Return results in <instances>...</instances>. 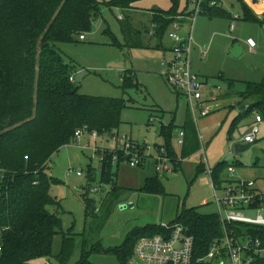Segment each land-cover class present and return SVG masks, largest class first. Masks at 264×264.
Segmentation results:
<instances>
[{"label":"rangeland","instance_id":"rangeland-1","mask_svg":"<svg viewBox=\"0 0 264 264\" xmlns=\"http://www.w3.org/2000/svg\"><path fill=\"white\" fill-rule=\"evenodd\" d=\"M101 1L105 3L108 0ZM177 1L181 12L193 13V2ZM222 2L230 14L241 13V4L237 0ZM172 6L173 0H145L137 5L139 9L123 13L126 16L123 22H128L137 33L141 32L139 45L134 48L129 49L125 45L119 22L122 14L110 11L106 5L101 8L92 32L85 34L86 41L78 38L74 43L57 45L66 60L74 66L72 75L81 94L126 100L128 108L121 115L118 129L121 136L155 147L165 144L161 127L174 125L171 146L181 157L183 148L177 142V135L187 120H192L193 126H189V132L195 134L196 131L200 143L203 138L206 149L205 155L202 151L191 154L183 162V167L172 175L159 177L164 194H148L139 190L144 186L146 177H155L151 167L153 160L147 161L145 171L131 168L128 163H122L120 168L115 167V172L120 169L117 193L112 185L102 183L100 173H97L102 164L94 156L92 148L108 147V135L97 139L86 136L80 142L63 147L53 156L48 172L61 182L52 188V195L58 199L61 208L49 207V210L59 212L63 231L66 234L71 232L73 239L72 253L66 264L78 263L84 251L91 252L98 244L106 250L119 248L134 231L151 225L168 224L176 218L178 211L185 208H197L203 214L216 213L210 176L202 174L194 182L196 170L202 163L206 169H212L222 161L239 163L234 167L238 178L256 182L257 188L264 193V114L255 109V112L244 115L245 112L240 110L241 105L251 106L253 100H243L240 94H227L230 83L264 82V24L242 18L235 22L236 31L230 34L232 21L229 19H210L202 15L196 19V43L190 62L193 74L198 76L203 86L202 99L191 104L177 94L165 77L167 69L163 63L172 59L169 39L164 36V50L158 49L159 38L148 33L153 29L151 12L170 10ZM250 38L257 45L255 53L246 44ZM233 43L239 44L243 50L238 58L230 54ZM204 46L210 47L207 58L200 54V48ZM126 79H129L127 84ZM200 104L211 112L209 116L201 117ZM257 115L263 116L262 123H256ZM253 126L260 129L257 141L248 150L237 153L236 145H248L242 138ZM90 170L96 173L95 181L91 183ZM89 188L100 189L97 194H89L97 202L95 218L86 214L84 199ZM204 201L208 205H203ZM124 204H134L135 207L121 210L119 206ZM62 246L63 236L59 235L54 239L52 256L38 258L33 263L60 264L57 257ZM90 261L93 264H119L114 256L102 253H92Z\"/></svg>","mask_w":264,"mask_h":264},{"label":"trees","instance_id":"trees-1","mask_svg":"<svg viewBox=\"0 0 264 264\" xmlns=\"http://www.w3.org/2000/svg\"><path fill=\"white\" fill-rule=\"evenodd\" d=\"M145 0H0V264H34L38 258L51 257L55 237L63 236V246L57 257L60 264L70 259L71 232L66 234L62 219L49 207L58 210L61 204L52 195V188L60 184L49 175V163L63 147L77 142L75 133L87 127L105 136L118 130L121 115L128 108L124 99L100 98L81 94L75 81H71L73 67L58 50L57 45L74 43L93 30L94 22L106 5L110 11L128 13ZM215 2L216 5L211 6ZM241 15L245 21L264 24L256 17L244 0ZM173 0L170 10L151 12L152 24H157L156 36L163 39L170 25L179 16H186ZM202 15L210 19L234 20L221 4V0H206ZM125 21V20H124ZM125 45L136 47L134 39L141 33L128 22H120ZM74 80V79H73ZM129 80V79H128ZM125 80V84L129 81ZM237 83H230L231 91ZM248 90L240 95L243 100H253L244 115L259 109L264 114V82L247 84ZM228 91V95L229 94ZM192 120H187L183 151L179 157L171 146L174 125L162 126L164 146L174 159V170L201 149L196 134L189 132ZM194 129V127H193ZM200 143V144H199ZM125 161L120 155L113 165V154L106 152L101 161V181L119 190L114 171ZM239 163L222 161L212 168L211 180L218 188L229 184L228 171ZM202 163L196 170L194 182L206 173ZM95 171H89L90 183L95 181ZM90 188L85 197L87 216L97 215V202L90 198ZM148 194H164L159 176L146 178L139 190ZM182 224L186 233L195 238L197 255H205L211 245L222 238L219 216L203 214L197 208L178 211L170 225ZM162 225H151L134 231L119 248L104 249L101 244L91 252L84 251L76 264H93L92 253L114 256L119 264H128L134 247L143 237L163 234ZM264 243V227L245 229Z\"/></svg>","mask_w":264,"mask_h":264},{"label":"built area","instance_id":"built-area-1","mask_svg":"<svg viewBox=\"0 0 264 264\" xmlns=\"http://www.w3.org/2000/svg\"><path fill=\"white\" fill-rule=\"evenodd\" d=\"M194 3L195 9L192 14L179 16L170 25L167 31L168 39L173 43L171 48V61H166L163 65L166 67L165 77L168 83L176 90L179 96L184 97L191 104L202 99L201 89L203 84L199 81L197 75L193 74L190 62L192 48L195 45V22L203 13V4L206 0H190ZM216 5L215 2L211 6ZM191 22L187 31L184 20ZM240 19V15H235L230 26V32L236 29L235 21ZM157 24L153 25L150 35L156 34ZM81 41L85 40V35L79 37ZM247 44L251 50L256 48L253 39H248ZM203 58L208 55V48L201 50ZM71 81H74L71 78ZM201 117H207L211 114L208 109H203L200 104ZM194 119L197 117L194 114ZM263 121L260 115L256 116V123ZM260 129L253 126L242 141L251 145L257 141ZM85 134H90L93 138H99L96 131L88 132L87 127L78 130L75 133L77 141H81ZM108 147L101 148L96 146L92 148L93 153L100 154V161L104 160V154L108 151L113 154V165H115L119 156L123 155L125 161L131 168L144 166L148 160H153L157 176H168L175 172L174 159L171 157L168 149L164 145L152 147L147 143L140 144L130 137L121 136L118 130L112 131L108 135ZM186 132L180 130L177 136V142L182 146L185 142ZM202 143V153L206 154V149ZM233 148V146H232ZM178 162H182L179 159ZM206 173L211 177L212 169L208 167ZM83 176L82 173H77ZM234 170L228 171L229 184L218 188L212 182L214 191V205L216 214L222 224L223 236L215 241L210 250L205 255H197L195 247V238L186 233L182 224H165L162 228L163 234L152 237H143L136 243L134 253L128 264H264V243L260 238L249 234L245 229L264 227V193L256 189L255 182L243 181L233 177ZM4 178L0 171V182ZM92 194L100 192L98 188H91ZM208 205L207 202H204ZM249 213H255L250 216ZM1 251V248H0Z\"/></svg>","mask_w":264,"mask_h":264},{"label":"crops","instance_id":"crops-1","mask_svg":"<svg viewBox=\"0 0 264 264\" xmlns=\"http://www.w3.org/2000/svg\"><path fill=\"white\" fill-rule=\"evenodd\" d=\"M238 2H239V0H237ZM143 2V1H142ZM141 3V2H140ZM245 3L250 7V9L251 10H253V13H254V15L256 16V17H258V18H260V19H264V0H250L249 2H247V1H245ZM139 4V3H138ZM137 4V5H138ZM221 4H222V6H223V2H222V0H221ZM137 5L132 9V10H130L129 12H131V11H133V10H135V9H139L138 7H137ZM224 7V6H223ZM116 11V10H115ZM118 11V10H117ZM120 12V11H119ZM121 14V16H120V20H119V22H123L124 20H125V18H126V16L124 17V14L122 13V12H120ZM186 13V12H185ZM240 15V19L239 20H237V21H241L242 20V15H241V13L239 14V13H236V14H232L233 16H235V15ZM202 16H204V15H202ZM151 19H152V16H151ZM152 21V20H151ZM197 21V20H196ZM233 21V20H232ZM237 21H235V22H237ZM185 24V31H187V28H188V26H190V21L187 19V20H184L183 21ZM231 26V25H230ZM235 31H236V29H235ZM234 31V32H235ZM234 32H232V33H234ZM141 33V32H140ZM148 33H149V35H150V31H148ZM231 32H230V34H232ZM194 34H195V31H194ZM156 35V34H155ZM151 36V35H150ZM165 36L167 37V32H166V34H165ZM139 38V37H138ZM137 37L134 39V41H133V44H135V46L136 45H139V39H138ZM168 38V37H167ZM195 40H196V38H195ZM81 41V40H80ZM83 41H86V37H85V40H83ZM159 41V45H158V49H163V45H162V42H163V39H159L158 40ZM170 41V40H169ZM170 43H171V48H172V46H173V43L170 41ZM196 43V42H195ZM234 45H235V43H233ZM246 44H247V42H246ZM233 45V46H234ZM232 46V47H233ZM247 46L249 47V49H250V51L252 52V53H255V49L254 50H251V48H250V46L247 44ZM204 47H206V46H204ZM256 47H257V45H256ZM171 48H170V54H171ZM208 48V52H209V49H210V47H207ZM164 50V49H163ZM201 50H202V48H200V52H201ZM201 54V53H200ZM208 55H209V53H208ZM208 55L206 56V58L208 57ZM171 57H172V55H171ZM72 65V64H71ZM164 66V65H163ZM72 67L74 68V66L72 65ZM165 67V66H164ZM73 74V73H72ZM72 77H73V75H72ZM73 79H74V77H73ZM74 81H75V79H74ZM76 82V81H75ZM242 106V105H241ZM249 106V105H248ZM262 119H263V116H262ZM263 122V121H262ZM261 122V123H262ZM180 130H182V129H180ZM86 136H89L90 138H92V139H95V138H93L90 134H85L84 135V137H86ZM178 136V135H177ZM83 137V138H84ZM102 137V136H101ZM82 138V139H83ZM100 138V137H99ZM79 142V141H78ZM107 143H108V141H106ZM202 144V143H201ZM234 146V145H233ZM86 147H89V145H87ZM101 148H107V147H102V146H100ZM82 148H84V147H82ZM231 148H232V146H231ZM85 149V148H84ZM201 151V150H200ZM198 153H200V152H198ZM232 154V153H231ZM94 156L97 158H99L100 157V154L99 153H97V154H94ZM100 160V159H99ZM186 160V159H185ZM185 160H183L182 161V167H183V162L185 161ZM220 163V162H219ZM120 167H122V165H119V168ZM151 167H152V170H153V172L155 171V168H154V163H153V166L151 165ZM146 168H147V163L144 165V166H142V167H139V169H141V170H146ZM136 169V168H135ZM233 170H234V168H232ZM100 171H101V168H100ZM118 171H120V169L118 170ZM118 171H117V173H118ZM154 174H155V176H157V174H156V172H154ZM205 174V173H204ZM118 175H119V173H118ZM233 177H235V178H238V176H237V174L235 173V170H234V175H233ZM146 178H149V177H146ZM150 178H152V177H150ZM210 178V183H211V186H212V180H211V177H209ZM117 183H118V179H117ZM255 185H256V182H255ZM256 189L259 191V192H261L258 188H257V186H256ZM130 190H132V191H137L138 189H136V190H133V189H130ZM204 202H207V201H204ZM203 202V205H205V203ZM124 205H126V204H124ZM134 205V204H133ZM134 207H135V205H134ZM134 209V208H133ZM178 213V212H177ZM175 220V219H174ZM173 220V221H174ZM172 221V222H173ZM171 223V222H170ZM170 223H168V224H170ZM161 225H165V224H161Z\"/></svg>","mask_w":264,"mask_h":264},{"label":"water","instance_id":"water-1","mask_svg":"<svg viewBox=\"0 0 264 264\" xmlns=\"http://www.w3.org/2000/svg\"><path fill=\"white\" fill-rule=\"evenodd\" d=\"M230 54L232 56H234L235 58H238L240 57L242 54H243V50L241 48V46L239 44H235L231 49H230ZM248 90V86L245 84V83H238L235 85V87L229 91V94H245ZM249 106L248 105H242L240 107V110L244 113L248 110ZM250 148V145H243V146H240V145H236L235 146V149L237 151V153H240V152H243V151H246ZM119 208L121 210H125V209H133L134 208V205L133 204H126V205H120Z\"/></svg>","mask_w":264,"mask_h":264}]
</instances>
